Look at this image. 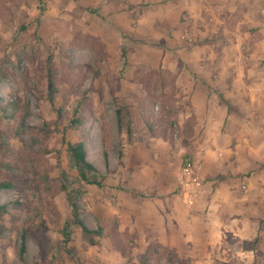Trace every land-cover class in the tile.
<instances>
[{"label":"rangeland","instance_id":"1","mask_svg":"<svg viewBox=\"0 0 264 264\" xmlns=\"http://www.w3.org/2000/svg\"><path fill=\"white\" fill-rule=\"evenodd\" d=\"M45 3L41 12L39 0H0V75L5 77L0 82V183L13 184L0 190V205H10L9 214L0 218V264H23V233L26 264H75L63 247L61 231L71 206L60 188V167L72 188L81 185L62 143L63 132L70 141L85 142L88 159L106 177L105 187L86 185L77 193L85 224L103 229L99 244L92 246L80 228L71 227L69 247L83 263L193 264V258L181 259L159 242L143 216L149 206L142 205L153 202L151 185L160 173L169 170L181 187L179 177L188 162L201 186L205 148L223 156L237 137L259 146L264 166V113L243 109L257 100L256 94H264V44H256V33L236 31L237 25L224 16L235 7L237 13L247 9L255 15L250 25L263 28L264 0ZM224 28L235 40L228 50ZM204 59L222 63L225 75L234 73L235 107L243 109L246 114L239 111V116L249 123L244 129L233 127L229 139L234 140H221L219 149L209 147L191 102L195 82L206 85L188 65L199 69ZM210 86L220 102L219 90ZM80 102L82 123L69 128ZM121 105L131 113V133L120 128ZM55 123L61 133L46 139L43 128ZM47 176L54 179L51 185ZM241 190L248 194L249 184L243 181ZM262 207L258 212L264 222ZM261 231L253 242L229 236L225 261L214 258L213 263H234L237 249L252 248L255 263L264 264V224Z\"/></svg>","mask_w":264,"mask_h":264},{"label":"crops","instance_id":"2","mask_svg":"<svg viewBox=\"0 0 264 264\" xmlns=\"http://www.w3.org/2000/svg\"><path fill=\"white\" fill-rule=\"evenodd\" d=\"M142 1L135 0L139 3ZM174 1L176 0H171V2ZM186 1L192 0H179V3ZM229 1L216 0L220 4ZM223 6L227 7L226 4ZM229 7H233L232 4ZM236 10L235 7L229 12L225 11L224 14L225 17L230 18L228 20L232 22V25H237L235 30L240 29L246 36L256 33V44L258 46L264 44V27L258 28L250 25L249 18L254 17V13L247 9L242 13H237ZM219 17L220 15H216V18L219 19ZM261 18L263 19L264 16ZM222 34H225L226 39L224 49L228 50L235 42L233 34L226 28L223 29ZM237 42L242 43L238 39ZM215 60L219 62L220 58L216 57ZM203 64L205 65L202 66ZM212 65L215 67L211 70ZM221 65L222 63L216 64L213 61L207 63L205 59L203 63H199V69L188 65L196 73L198 82H204L206 85L204 87L192 79L193 86L195 82L193 89L196 88L191 94V102L197 114L198 126L204 128L208 136L209 147L214 144L217 149L223 147L221 140L226 142L234 140L233 137L229 139L230 130L233 127L238 126L244 129L246 127L243 126H249L244 117L239 116V111L242 115L246 114H243V109L247 113L249 110L264 113V94L261 93L256 94L257 100L251 101L248 108L245 105L243 109L240 107L237 110L235 99H238L239 95H237L238 89H235L236 77L232 72L225 75L219 69ZM211 83L212 87L217 88L219 94L231 103L234 108L232 112L221 100L219 102L216 94H213ZM243 83L246 85L245 81ZM247 98L254 100L251 93L247 94ZM232 142L233 144L229 146L225 155L223 153V156L217 150L212 151L205 148L206 152L203 153L202 158L204 168L199 177L201 180L199 188L188 190L179 187L177 177L168 170L164 172L165 174H158L155 177V184L151 185V189L155 192L153 202H150V205H142L143 209L149 206L145 208L149 211H145L143 216L148 220L149 227L157 233L159 242L175 250L181 259L193 258V264H214V258L225 261V254L230 249L224 248V243L229 236L253 242L254 237L263 228L262 212H258L264 204V166L261 163L263 159L258 154L259 146L254 142L249 143V138L237 137L235 142ZM224 145L228 147L225 143ZM261 146H264V141ZM168 181L170 183L166 185ZM243 181L249 184L248 194H244L241 190ZM234 258L237 261L230 264L257 263L255 250L252 248L237 249ZM222 264L229 263L223 262Z\"/></svg>","mask_w":264,"mask_h":264},{"label":"trees","instance_id":"3","mask_svg":"<svg viewBox=\"0 0 264 264\" xmlns=\"http://www.w3.org/2000/svg\"><path fill=\"white\" fill-rule=\"evenodd\" d=\"M45 2L46 0H39L41 12H44L46 9ZM123 56L126 57V50L124 49ZM4 78L5 77L3 75H0V82L3 81ZM219 97L221 98L223 104L228 107L229 111L232 112L234 108L231 103L225 100V98L221 94H219ZM81 106L82 102H80L78 107L74 110L73 116L70 118V122L68 125L69 128H78L81 125ZM27 114L25 116H27ZM117 115L120 128H125L131 133V113L128 107L125 105H121L117 110ZM21 126L26 128V117L22 118ZM64 131H66V129ZM43 132L46 139H50L54 133H61L57 123H55L54 125L46 124L43 128ZM62 143L66 146V151L69 156L71 166L76 169L78 173V181L81 185V189L86 185L97 186L99 188L105 187L106 177L101 174L97 167L88 159V152L85 142L70 141L67 138V133L63 132ZM60 170V177L58 178L60 182V188L62 192L65 193L66 200L71 206V217L68 221H66L61 231V234L63 235L64 251L75 264H84L78 253L69 247L71 227L74 226L80 228L84 238L92 246H97L99 244L98 238L103 236V229L99 228L98 230H94L89 228L85 224L84 218L82 216V209L76 201L77 193L81 191V189L72 188L70 182L68 181L67 172L62 167H60ZM45 181L47 185H51L54 179H51L47 176L45 177ZM12 188L13 184L11 182L0 183V190ZM9 210L10 205H0V218L4 219L5 215L9 214ZM20 239L21 246L19 250V258L23 264H26L24 257L26 253V239L24 233L20 235Z\"/></svg>","mask_w":264,"mask_h":264},{"label":"built area","instance_id":"4","mask_svg":"<svg viewBox=\"0 0 264 264\" xmlns=\"http://www.w3.org/2000/svg\"><path fill=\"white\" fill-rule=\"evenodd\" d=\"M179 182L181 188L188 190H190L191 187L197 189L196 187L200 186V183L196 179V170L192 162L185 164L179 177Z\"/></svg>","mask_w":264,"mask_h":264}]
</instances>
